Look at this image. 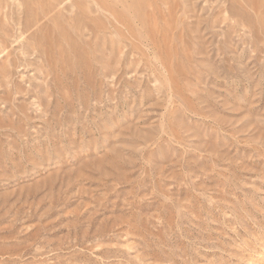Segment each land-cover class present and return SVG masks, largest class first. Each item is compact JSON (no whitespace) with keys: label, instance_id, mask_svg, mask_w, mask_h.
Segmentation results:
<instances>
[{"label":"rangeland","instance_id":"rangeland-1","mask_svg":"<svg viewBox=\"0 0 264 264\" xmlns=\"http://www.w3.org/2000/svg\"><path fill=\"white\" fill-rule=\"evenodd\" d=\"M0 264H264V0H0Z\"/></svg>","mask_w":264,"mask_h":264}]
</instances>
